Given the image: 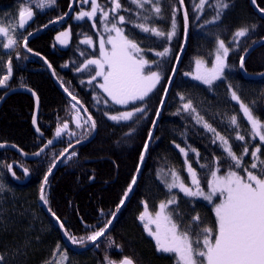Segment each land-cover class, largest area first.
I'll use <instances>...</instances> for the list:
<instances>
[{
	"label": "trees",
	"instance_id": "trees-1",
	"mask_svg": "<svg viewBox=\"0 0 264 264\" xmlns=\"http://www.w3.org/2000/svg\"><path fill=\"white\" fill-rule=\"evenodd\" d=\"M36 1L27 0L28 6L39 12L28 28V35L36 31L40 33L29 39L27 47L46 59L54 69L63 90L67 88V94L71 92L76 96L84 109H87V114L96 122L94 139L78 146L74 151L76 155L71 159L67 156L62 159L45 189L48 201L46 208L59 217L64 224V233L67 231L77 240L86 238L104 226L121 205L120 201L124 199V193L136 175L142 151L147 144V134L153 127L185 39V10L189 21L185 47L134 191L106 235L83 252H72L66 247L60 227L47 216L40 205L39 189L49 168L64 150L91 135L89 125L77 140H68V132L56 138L57 126L68 123V131L72 129L70 120L73 104L64 93L59 92L60 89L53 80L49 79L45 66L23 53L21 44L25 36L17 30L15 36L18 42L10 51H5L0 41V79L7 75L9 61L12 67L11 76L5 86L0 87V98L9 89L26 87L35 93L40 108L37 121L40 131L37 137L32 130L34 104L31 97L22 93L9 96L0 107V144L15 145L25 154H34L48 140H53L51 148L33 162H25L10 151H0V185L3 186V190H0V255L4 257V264H52L63 252L67 254L64 264H105L106 256L116 261L127 256L134 264H176L171 254L156 250L155 241L144 230L138 217L145 203L149 208L171 198L172 192L168 191L163 180V177H169V169H175L183 176V158L176 145L198 150L199 160L195 168L203 189H207L212 171L219 168L218 174H225L232 163L220 144L217 141L213 143L214 134L198 124L194 114L182 110L181 105L186 100H191L197 113L229 141L234 153L240 155L247 144L249 155L244 156L243 161L245 165L251 163L250 153L258 142L253 139L239 105L233 103L231 91H235L253 115L264 123V13L259 11V8L264 7V0H257L254 4L257 11L250 0H224L228 7L222 10L215 23L209 21L216 15L213 7L216 0H209L202 14L194 11L193 0H184L183 6L179 0H160L162 18L159 19L148 10L150 5H146L141 12L128 0H121L124 7L131 8L132 12L121 11L119 14L131 19L133 23H142L145 22L144 17H153L147 21L149 26L167 33L171 30L175 9L177 27L175 36L169 42L142 32L131 23L123 25L126 34L134 37L144 49L143 55L149 61L158 62L152 64V70L158 71L162 79L147 98L145 112L138 113L131 121L119 123L109 120L104 114H117L122 109L110 102L104 103L106 99L96 86L99 79L92 84L87 82L94 72V66L92 72L77 70L87 59L98 58V52H89L81 39L86 36L95 38L100 14L96 17L97 28H93L92 22L87 19L73 21L74 14L91 7L90 3L74 0L68 18L61 24L45 29L68 13L71 0H56L54 6L44 10L34 6ZM22 2L23 0H0V21L12 20L17 23L18 9ZM98 3L110 6L108 0H98ZM197 15L199 19H196ZM243 27H247L249 32L237 43L233 40L234 33ZM67 28L70 31L69 45L65 49H59L54 45V37ZM218 38L224 40L231 49L223 78L211 86L185 78V72L192 73L195 59L212 64ZM255 45L257 46L246 54ZM164 47L171 50L164 58L155 56L151 51H162ZM241 56H244L245 74L240 70ZM181 96L185 97V101H181ZM94 97L102 98L100 103ZM129 106V109L135 107ZM233 115L237 116L239 128L230 123ZM237 132L245 137L244 141L236 140ZM259 147L261 159H264V146ZM71 152L73 151L68 154ZM9 164L17 179H21L22 174L15 169L16 164L28 170L30 180L24 185L12 181L7 168ZM235 170L243 174L242 169ZM173 207L178 208L181 213L176 218L182 228L189 227L191 216L198 214L204 227L215 229V216L210 204L181 196ZM193 207L195 211L192 210ZM66 238L76 247H84L90 243L85 239L83 245L73 244L68 236ZM110 241L114 242L112 246H109ZM57 246L60 252L56 251Z\"/></svg>",
	"mask_w": 264,
	"mask_h": 264
},
{
	"label": "snow or ice",
	"instance_id": "snow-or-ice-1",
	"mask_svg": "<svg viewBox=\"0 0 264 264\" xmlns=\"http://www.w3.org/2000/svg\"><path fill=\"white\" fill-rule=\"evenodd\" d=\"M128 2L135 5L141 12L145 10L146 5H150L148 10L155 14V18H162L160 0H128ZM256 2L257 0H252L253 4H256ZM81 3H90L91 9L90 11L81 10L75 18L77 20L87 18L93 22L92 27L95 28L97 13H99V23L103 26V31L107 35L106 37L104 35L100 37L99 58L87 59L83 63V66L77 70H88L92 72V66H94V72H92L87 82L92 84L93 81L97 80V77L101 78L102 82H98L96 86L107 98L104 100L105 104L111 101V105H119L125 108L129 104L135 105L131 110H125L111 115L108 112L104 114L109 120L118 123L121 121H131L138 113L145 112L147 98L160 83L162 77L158 71L152 70V64L158 62L149 61L143 55L144 49L134 37L126 34L123 25L131 23L133 27L140 29L142 32L151 33L156 37L166 39L170 42L176 34L175 9L172 17L171 30L166 33L156 27L149 26L147 21L153 19V17H144L145 22L133 23L131 19H126L124 15H120L119 13L121 11L132 12L131 8L124 7L121 0H108L109 7L98 3V0H81ZM179 3L183 6L184 0H179ZM55 4L56 0H37L36 7L43 10ZM208 4L209 0H199L198 3L196 0H193L194 11L202 14L205 6ZM213 7L216 9V15L209 23H215L220 18L222 10L228 7V4L224 0H216ZM259 11L264 13V7L259 8ZM136 15L139 16V13H136ZM33 16L34 11L32 7L28 6L27 0H23L18 9V23L15 25L8 24L7 26L0 24V37L6 39V42L2 43L4 49H12L17 44L18 41L15 33L18 29L25 28L28 21L33 19ZM183 19L185 35H187L189 16L186 10L184 11ZM196 19H199V15L196 16ZM248 32L249 29L247 27L238 29L234 33L233 40L238 43L237 38L245 37ZM68 36L69 32H63L60 36H57V41L64 45L66 44ZM22 42L24 48L31 51L27 47V37H24ZM81 43L92 46L93 40L91 37L86 36ZM216 45L214 62L211 68H205V61L197 59L195 61V72H185L184 75L191 76L193 80L200 81L209 86L214 81L222 79L224 70L228 67L227 59L231 49L224 40L219 38L216 41ZM151 51H153L155 56L164 58L169 55L171 50L168 47H164L162 51ZM240 68H244V56L240 57ZM11 72V61H9L8 73L0 79V86H5L6 81L11 76ZM173 73H175V69H173ZM65 91L67 92L68 89L66 88ZM68 94L75 101L72 107L76 109V115L74 117L76 127L82 128L84 125H89V131L95 130L96 122L91 115H88L87 119H84L83 123H81L82 117L79 111L84 106L71 92ZM94 99H97V103H100V99L102 98L98 99L94 97ZM180 99L181 101H185V97L183 96ZM231 99L239 104L244 117L251 124V135L253 138L258 137L260 142L264 144V123L253 116L250 108L241 102L240 97L235 91H231ZM137 102H142V104H137ZM77 105L80 106V109L76 107ZM181 108L185 112L194 114L196 122L201 124L205 130L214 134L213 143L217 139L221 142L224 151L227 153V157L230 158L232 163L229 164L228 170L224 175H218L219 168L211 172V180L207 182L208 191L205 192L201 187V180L198 178L197 172L188 163L187 151L185 148L176 145L185 156V164L187 165L191 185H186L175 169H169L168 175H170L171 181L167 182L166 186L169 192L174 188H178L186 197L202 198L209 204H213L215 230L212 227H204L198 214L191 216L189 227L182 228L178 219L174 218L180 217L181 213L178 208H170L171 205L177 204L175 195L166 201H162L159 204L158 211L155 213L150 212L147 203H145L143 211L138 217L139 221L143 224L147 234L155 241L156 250L158 252L172 254L176 264H264V159H261V148L255 147V150L250 153L252 157L251 163L245 165L243 157L249 155L247 144L244 145L242 153L237 155L233 152L229 141L221 136L215 128L197 113L191 100H186L181 105ZM84 111L86 112L87 109H84ZM159 115L160 113L157 112L156 116L159 117ZM33 123L35 124V119ZM230 123L235 128L240 127L236 115L230 117ZM153 125L155 126V122H153ZM36 130L37 132L40 131L39 128ZM66 132H68V123L57 126L55 137L60 138ZM69 135L75 136L76 133L71 132ZM151 138L152 134L149 133V140ZM235 138L240 141H244L245 139L239 132H237ZM52 143L53 140H48L44 147ZM2 147H5V145L0 144V148ZM12 147H15V145H12ZM144 147L145 151H147L148 145L145 144ZM191 150L195 152V149ZM43 151L44 148H41L34 155L39 156ZM61 155L71 159L76 153L73 151L69 155L68 149H65ZM196 155L199 156V153L196 152ZM143 159L144 156L142 154L140 157L141 162H143ZM51 167H55V164ZM51 167L49 168L48 174L44 176V184L40 189V199L45 204L48 201L45 195L44 185L48 183V175L51 174ZM201 167H205V165H201ZM7 168L8 171H12L11 164L7 165ZM235 169H242L243 174ZM24 171L25 175H27L28 170L25 169ZM12 175L15 176V172H12ZM135 183L136 179L133 177L131 185H129L127 191L124 193V199L120 201L121 205L128 198V194L132 191V185ZM0 190H3L2 185H0ZM217 196L220 197L219 202L214 203V198ZM192 210L195 211V208L193 207ZM117 211H119V208H117ZM52 215L57 220L60 228L63 229L64 224L60 222L59 217H56L55 213H52ZM113 219H115V215H113ZM111 224L112 220H108L104 226L93 231L91 235H88L86 238L81 237L79 240L69 235L67 231H65V235L68 236L73 244L83 245L85 239L95 244L97 240L105 236ZM113 243L110 241L109 246H112ZM56 251L60 252L59 246H57ZM65 261H67V254L63 252L60 258L56 260V264H64ZM0 264H4L3 255H0ZM105 264H134V261L127 256L119 261L112 260L106 256Z\"/></svg>",
	"mask_w": 264,
	"mask_h": 264
},
{
	"label": "water",
	"instance_id": "water-1",
	"mask_svg": "<svg viewBox=\"0 0 264 264\" xmlns=\"http://www.w3.org/2000/svg\"><path fill=\"white\" fill-rule=\"evenodd\" d=\"M73 2H74V0L71 1V7H70L68 13H67L64 17H62V18L59 19L58 21H56V22L50 24L49 26L45 27V29L51 28V27H53V26H55V25H58V24H61L62 22H64V21L68 18L69 14H70V12H71V10H72ZM250 3H251V5L253 6V8L256 10V7H255V5L252 3V0H250ZM180 5H181V4H180ZM256 11H257V10H256ZM32 21H33V19H32V20H29L28 23L26 24V26H29V25L32 23ZM256 46H257V45H255L254 47H252V48H251L246 54L250 53V52H251ZM22 47H23V50H24V52H25L26 54H30V55H32L30 52H28V51L24 48L23 45H22ZM184 47H185V41H184L183 49H182V51L180 52L179 57H178V59H177V62H176V64H175V66H174L175 73H176V71H177V66H178L179 58L181 57V54H182V52H183V50H184ZM32 56H34V55H32ZM45 65H46V67H47V69H48L49 71H52V70L50 69V67H49L47 64H45ZM240 70H241L242 73H244V72H243V69L240 68ZM175 73H172L171 79H170V81H169V83H168V85H167V88H166V90H165V93H164V96H163L162 102H161L160 107H159V110H158L159 113L161 112V109H162V107H163V105H164V103H165V100H166V97H167V94H168V91H169V88H170V85H171V82H172V80H173V78H174ZM244 74H245V73H244ZM52 78H53L55 84H56L58 87H61V86L59 85V83L57 82V80L54 78V75H53ZM16 93L27 94L29 97H31V99H32V101H33V104H34V113H33V118H32V127H33V130L35 131V133L37 134L38 132H37L36 129H37V121H38V116H39L40 108H39V102H38V104H37V100H38L37 97H36L35 95H33V93H32L31 91H29V90H27V89H11V90H8V91L5 92V93L2 95V97L0 98V107H1V105L3 104V102H4L9 96H11V95H13V94H16ZM65 95H66V94H65ZM66 96H67V95H66ZM72 101H73V100H72ZM73 102L75 103V101H73ZM77 106L80 108L79 105H77ZM80 110H81L83 113H85V111L83 110V108L80 109ZM34 119H35V124L33 123V120H34ZM157 119H158V117H156L155 123H156ZM94 134H95V130H92V133H91V135H90V137H89L88 140L83 141V142H80V143H78V144H75L74 146H79V145H82V144H85V143L89 142L91 139H93V135H94ZM4 145H5V147L0 148V150H10V151L14 152L17 156H19L22 160L27 161V162H32V161H34V160H37L39 157H41V156L44 154V152H45V151L48 149V147H49V145H48L47 147H44V146L46 145V144H45V145L42 147V148H44V151L41 152V154H40L39 156H36V155H34V154H32V155L24 154V153H22L21 151H19L18 149H16L15 147H12V146H10V145H6V144H4ZM147 145H148V143H147ZM70 148H71V147H70ZM70 148L68 149V150H69L68 153H69L70 150H71ZM39 151H40V150H39ZM39 151H38V152H39ZM142 154H143V156H144V158H145V154H146L145 147H144V149H143V151H142ZM142 154H141V155H142ZM63 157H64V156L61 155V156L58 158V162H57L56 165H58V163H60V161L63 159ZM143 162H144V159H143ZM143 162H141V160H140V162H139L138 169H137V171H136V175H135L136 182H137V179H138L139 173H140V171H141V168H142ZM17 169L21 172V174H22V179L19 180V179L15 178V177L12 175V173H11V179H12V181H14L15 183H17L18 185H24V184H26V183L30 180V175H29L28 173H27V175H25V171H24L22 168L17 167ZM52 170H54V169H52ZM51 173H52V171H51ZM50 175H51V174H50ZM50 175H48V179H50V177H51ZM43 184H44V180H43V182H42V185H43ZM42 185H41V186H42ZM135 185H136V183H135L134 185H132V191L128 194V198L124 200V204L127 202V200L129 199V197L132 195V193H133V191H134V187H135ZM46 186H47V185H44L45 188H46ZM39 201H40V204H41V206H42L44 212L47 214V216H48L51 220H53V221L56 220V219L53 217V215H51V213L49 212V210L46 208L45 203H44L43 201H41V199H40V191H39ZM124 204L119 206V211H120L121 208L124 206ZM119 211H116V212L114 213L115 218H116V216L118 215ZM111 220H112V223H113V221H114L115 219H113V217H112ZM56 222H57V220H56ZM140 223H141V222H140ZM57 224H58V223H57ZM111 225H112V224H111ZM58 226H59V224H58ZM59 227H60V226H59ZM110 227H111V226H110ZM110 227H109V228H110ZM109 228H108V229H109ZM60 231H61V235H62L63 242H64V244L66 245V247H67L68 249L73 250V251H76V252H83V251H85V250H88V249L92 248L95 244H97V243L102 239V237H101L99 240L96 241L95 244H93L92 242H90L88 245H86V246H84V247H77V248H75V247H74L72 244H70L69 241L67 240L66 235H65L63 229L60 228ZM106 233H107V232H106ZM106 233H105V235H106ZM103 237H104V236H103Z\"/></svg>",
	"mask_w": 264,
	"mask_h": 264
},
{
	"label": "rangeland",
	"instance_id": "rangeland-1",
	"mask_svg": "<svg viewBox=\"0 0 264 264\" xmlns=\"http://www.w3.org/2000/svg\"><path fill=\"white\" fill-rule=\"evenodd\" d=\"M72 1V0H71ZM74 3V2H73ZM36 4H37V1H36V3H34V6H36ZM70 7H71V5H70ZM72 7H73V5H72ZM70 9V8H69ZM90 9H91V7L89 8V9H87V10H84V11H90ZM72 11V10H71ZM71 13V12H70ZM78 13H76V14H74L73 15V18H72V20L73 21H82V20H77L75 17H76V15H77ZM98 14V13H97ZM85 19H87V18H85ZM88 20V19H87ZM100 20V19H99ZM90 21V20H89ZM92 22V21H91ZM93 23V22H92ZM0 24H3V25H5V26H7L8 24H12V25H15L16 23L14 22V21H12V20H3V21H0ZM97 28V27H96ZM63 32H69V36L67 37V40H66V44H64V45H62V44H60L58 41H57V36H60V34L61 33H63ZM101 35H104L105 37H106V33H104V31H103V26L99 23V25H98V28H97V32H96V36H95V38H92V40H93V45L92 46H89V45H87V44H84V43H82V44H84L88 49V51L89 52H91L92 50H96L97 52H98V58H99V40H100V37H101ZM62 39H63V37H61ZM243 37H240V38H237V40L239 41V40H241ZM85 38H82L81 39V41L82 40H84ZM54 40H55V42H54V45H55V47H57V48H59V49H65V48H67L68 47V45H69V42H70V31H69V28H67V29H65V30H62V31H60V32H58L56 35H55V37H54ZM0 41L3 43V42H6V39L4 38V37H0ZM183 46H184V42H183V45H182V48H181V51H182V49H183ZM217 46V45H216ZM109 48H110V46H108ZM4 49V48H3ZM5 51H10L11 49H4ZM180 51V52H181ZM180 54V53H179ZM182 55V54H181ZM178 57H179V55H178ZM178 57H177V59H178ZM94 59H97V58H94ZM180 59V58H179ZM197 59H195L194 60V68H193V70H192V73H194L195 72V70H196V65H195V61H196ZM176 62H177V60L175 61V64H176ZM213 62H214V59H213ZM212 62V63H213ZM175 64H174V66H175ZM211 66H212V64H208L207 62H205V68H211ZM226 69V68H225ZM224 74H225V70H224ZM224 76V75H223ZM185 78H188V79H190V80H192V81H194V82H196V83H199V84H201V85H204V86H209V85H206V84H203L202 82H200V81H197V80H193L192 78H191V76H185ZM97 79H99V81H97L96 82V84L98 83V82H102V80H101V78H99V77H97ZM217 81H219V80H216V81H214L213 83H215V82H217ZM0 87H2V86H0ZM99 89V88H98ZM99 91L101 92V90L99 89ZM101 94L104 96V94L101 92ZM105 97V96H104ZM105 99H107L106 97H105ZM233 101V103H235V104H238L236 101H234V100H232ZM108 102H110L111 103V101H108ZM242 102V101H241ZM129 105H132V104H129ZM127 106L126 108L125 107H123V106H119V105H114V106H116V107H118V108H121L122 110L121 111H125V110H131V109H133V108H131V109H129V107L130 106ZM239 105V104H238ZM251 110V109H250ZM120 111V112H121ZM161 113V112H160ZM240 113L242 114V116H243V118L245 119V121L247 122V124L249 125V128H250V131H251V124L249 123V121L247 120V118L246 117H244V115H243V112L240 110ZM79 114H80V116L82 117V120H81V123H83V120L84 119H86L85 117H84V115H83V113L81 112V110L79 111ZM253 114V113H252ZM75 115H76V109H74L73 107H72V112H71V124H72V126H73V129H71L69 132H68V136H67V139L68 140H77L82 134H84L83 133V131L87 128V125H84L82 128H77L76 127V124H75V120H74V117H75ZM254 116V115H253ZM255 117V116H254ZM256 118V117H255ZM112 121V120H111ZM121 122H125V121H121ZM128 122V121H127ZM71 132H75L76 133V135L75 136H72V135H69V133H71ZM253 137V136H252ZM253 139H255L257 142H258V144H259V146H264V144H262L261 142H260V140H259V138L258 137H256V138H253ZM219 144H220V146H221V148H222V150L224 151V148H223V145L221 144V142L217 139L216 140ZM258 144H256V145H254V147H259L258 146ZM191 149H194L193 147H188V148H185V150L187 151V153H188V155H187V160H188V163H190L191 164V166H192V168L196 171V168H195V164L198 162V160H199V156H197L196 155V152H198V150H196L195 149V152H193ZM254 150H255V148H254ZM180 151V150H179ZM181 153V152H180ZM199 153V152H198ZM181 155H182V158H183V163H184V174H183V176L181 175V174H179L180 176H181V178L183 179V181L185 182V184L186 185H188V186H190L191 185V179H190V176H189V173L187 172V165L185 164V156L181 153ZM142 169V168H141ZM226 174V173H225ZM218 175H221V174H218ZM222 175H224V174H222ZM163 180H165V182H164V184H165V187L167 188V186H166V184H167V182H170L171 181V177H170V175H169V177L166 179V177H163ZM211 180V179H210ZM168 189V188H167ZM205 190V192H207L208 191V188L207 189H204ZM172 194L170 195V197H172L173 195H175L176 196V199H177V201H178V198L179 197H185V198H188V199H191V200H195V201H201V202H205V203H207V204H209L207 201H204L202 198H190V197H186L185 195H184V193L183 192H180L179 191V189L178 188H174V189H172ZM219 199H220V197L219 196H217V197H215L214 198V203H218L219 202ZM161 202H159V203H157L155 206L154 205H151L150 207H149V211L150 212H152V213H155L156 211H158V208H159V204H160ZM176 204H174V205H171L170 206V208H175V207H173V206H175ZM211 206H212V208H213V204H210ZM119 208V207H118ZM213 213H214V211H213ZM214 216H215V214H214ZM174 218H176V217H174ZM177 219V218H176ZM141 224V223H140ZM215 230V229H214ZM172 255V254H171ZM173 256V255H172ZM174 257V256H173ZM175 259V258H174ZM52 262V261H51ZM176 262V261H175ZM52 264H56V261L54 260L53 262H52Z\"/></svg>",
	"mask_w": 264,
	"mask_h": 264
},
{
	"label": "bare ground",
	"instance_id": "bare-ground-1",
	"mask_svg": "<svg viewBox=\"0 0 264 264\" xmlns=\"http://www.w3.org/2000/svg\"><path fill=\"white\" fill-rule=\"evenodd\" d=\"M41 10V9H40ZM44 10V9H43ZM34 11V10H33ZM38 13L39 12H36V11H34V16H33V20H34V17H36L37 15H38ZM17 23H18V19H17ZM33 24V21H32V23L29 25V26H25V28H23V29H18V33L19 34H21L22 36H25V37H27V41H29V39H31V38H33V37H35V36H37L39 33H40V31H36V32H34V33H31V35H28V28L31 26ZM22 45H23V42H22V44H21V48H22V51H23V53L25 54V55H27V56H29V57H31V58H33V59H35V60H38L39 62H41L44 66H45V68H46V72H47V76L49 77V79L51 78L52 80H53V75H54V78L57 80V78H56V76H55V71H54V69L52 68V67H50V69L52 70V71H49L48 69H47V67H46V65L45 64H47L48 66L50 65L47 61H46V59L44 58V57H42V56H40L41 54H39V55H37V54H35V53H33V52H31V51H28L27 49V51L28 52H30L32 55H34V56H32V55H30V54H26L25 52H24V50H23V47H22ZM29 49V48H28ZM60 70H62V68H59ZM53 82H54V80H53ZM57 82H58V80H57ZM55 83V82H54ZM59 83V82H58ZM59 85L61 86V84L59 83ZM57 86V85H56ZM58 87V86H57ZM59 89V92L60 93H65L64 92V90H63V88H62V86L61 87H58ZM13 89H27V90H29V91H31V89H29V88H26V87H20V88H13ZM32 93H34L33 91H31ZM155 120H156V118H155ZM157 121H158V119H157ZM157 121H156V123H155V126H156V124H157ZM155 122V121H154ZM70 124H71V120H70ZM72 125V124H71ZM155 126L153 125V127H152V129H150L149 130V132H148V134H147V143H148V145H150V143H151V141H152V139H153V136H154V128H155ZM37 128H38V126H37ZM32 130H33V127H32ZM70 131V130H69ZM68 131V132H69ZM33 132L35 133V131L33 130ZM149 133H151L152 134V138H151V140H149ZM35 135L37 136V137H39V132L36 134L35 133ZM67 135H68V133H67ZM90 137V136H89ZM89 137H87L86 139H84L83 141H86V140H88L89 139ZM94 137H95V134L93 135V139H94ZM92 140V139H91ZM90 140V141H91ZM89 141V142H90ZM89 142H87V143H89ZM87 143H85V144H87ZM6 145H10V146H12L11 144H6ZM83 145V144H82ZM51 145H49V147H48V149H50L51 147H50ZM16 149H18L17 147H15ZM70 147H68L67 149H69ZM78 148V146H74V145H72L71 146V151H76V149ZM19 150V149H18ZM6 151H10V150H6ZM20 151V150H19ZM69 151V150H68ZM10 152H12V151H10ZM12 153H14V152H12ZM15 154V153H14ZM57 162H58V159H56V161L53 163V164H55V167H51V171H52V173H51V177H52V175L54 174V172L57 170V168L60 166V164H61V161H60V163H58V165H56L57 164ZM52 169H54V170H52ZM48 174V173H47ZM46 174V175H47ZM51 177H50V179H51ZM50 179H48V182H49V180ZM48 184V183H47ZM47 187V186H46ZM40 189H41V187H40ZM40 189H39V191H40ZM46 189V188H45ZM40 202V201H39ZM41 205V204H40ZM46 206V205H45ZM42 207V206H41ZM43 209V208H42ZM52 215V214H51ZM53 221V220H52ZM55 224H57V222H56V220H54L53 221ZM109 230V229H108ZM75 248H77L76 246H74ZM72 252H76V251H73V250H71Z\"/></svg>",
	"mask_w": 264,
	"mask_h": 264
}]
</instances>
